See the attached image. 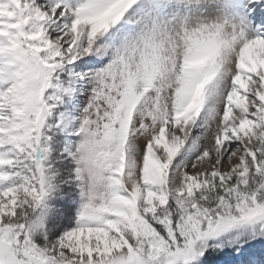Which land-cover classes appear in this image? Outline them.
<instances>
[{
  "label": "snow or ice",
  "instance_id": "snow-or-ice-1",
  "mask_svg": "<svg viewBox=\"0 0 264 264\" xmlns=\"http://www.w3.org/2000/svg\"><path fill=\"white\" fill-rule=\"evenodd\" d=\"M0 264H264V0H0Z\"/></svg>",
  "mask_w": 264,
  "mask_h": 264
}]
</instances>
